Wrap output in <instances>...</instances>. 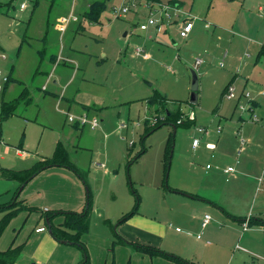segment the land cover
<instances>
[{
    "label": "rangeland",
    "instance_id": "rangeland-1",
    "mask_svg": "<svg viewBox=\"0 0 264 264\" xmlns=\"http://www.w3.org/2000/svg\"><path fill=\"white\" fill-rule=\"evenodd\" d=\"M92 1L0 0V48L6 56L0 60V72L2 77H9L6 85L0 78V109L3 102L12 101L26 89L14 114L0 118V203L7 202L20 186L2 172L24 169L39 157L51 156L55 142L60 140L71 160L89 170L85 179L97 205L90 208L93 221L102 216L103 222L110 220L106 228L115 229L119 220L114 216L122 212L123 219L137 206L144 217L153 216L168 227L165 246L184 258L199 264L249 262V255L242 250L248 245L241 240V226H232L226 214L219 218L209 210L216 206L209 203L201 212L210 214L211 222L201 229L197 209L185 204L182 196L168 194V188H200V193L228 202L233 178L223 173L218 154L220 149L227 155L233 153L231 138L235 139L237 132L253 140L252 155L263 158L259 172H264V97L255 98L257 122L248 120L247 112L238 107L249 103L247 97L239 95L241 91L248 92L250 99L258 91L245 75L264 87V0H181L195 17L187 37H178L171 28L165 35L157 32L152 40L147 38L149 32L138 29L146 9L137 5L118 16L113 9L123 1L106 0L100 23L83 21V29L74 26L59 37L56 15L71 7L83 10ZM22 2L26 7L20 10ZM205 23L210 27L205 29ZM56 41L60 45H55ZM136 45L144 46L150 57L148 53V59L136 57ZM59 46L64 53L74 51L78 55L75 63L61 61L57 66L50 59L58 55ZM197 57L202 62L195 67ZM60 68L67 71L65 80L71 78L63 99L62 94L59 99L51 94L52 82H46L47 75L55 77ZM193 72L198 79L196 103L189 102ZM229 81L235 89L231 99L221 93V83ZM161 94L169 101H178L179 109L176 103L167 105L184 112V117L191 116L193 124H179L173 132L164 116L155 115V105H147L148 98ZM147 110L155 115L150 118L154 124L162 122L153 131L145 126ZM86 112L88 118L98 119V126L74 128L68 116ZM198 125L211 129L210 140L217 142L215 151L205 149L200 142L204 153L199 158L191 147ZM217 125L219 133L215 132ZM143 148L145 151L133 160ZM17 149L26 155L18 157ZM253 172L242 171L236 181H245ZM261 177L262 191L263 173Z\"/></svg>",
    "mask_w": 264,
    "mask_h": 264
},
{
    "label": "crops",
    "instance_id": "crops-1",
    "mask_svg": "<svg viewBox=\"0 0 264 264\" xmlns=\"http://www.w3.org/2000/svg\"><path fill=\"white\" fill-rule=\"evenodd\" d=\"M95 1L103 2L101 5L102 7V9L100 10L101 12L96 21H94V19L92 20V18L89 19V17L87 16L88 10H90L92 3ZM95 1L88 3L83 10H79V9L76 10V8L71 7L68 12L57 14L56 17L54 18V22L56 24V30L57 32H59V37H61L62 33L65 32L68 28H72L75 26L76 30H78L80 27H82L83 29V24H82L83 21H87L89 23H100L101 14L105 10L106 0H95ZM121 1H123L122 4L129 2V0H121ZM159 1L167 4L168 3L176 4L177 6H180L183 11L179 13L178 16H176L175 21L172 19L173 21L171 20V23L168 24V26L165 27V29L159 33H163L162 35H165L167 34V30L173 28L174 31L177 32L178 37L186 38L187 35L185 37H181L179 35L177 21L182 20L185 17H190V20L193 22L195 17L189 14L190 8L185 7L184 3L181 0H159ZM137 5L142 6L139 4V2H137V4L131 8H135ZM142 7L148 11L146 7L144 6ZM147 15L148 13L146 14V17ZM62 17H70L69 22L65 26H62L63 25L61 23ZM209 27H210L209 23L204 24L205 29ZM150 30L156 34L153 36L150 33ZM141 31L149 32L147 38L151 40L156 39V35L158 34L157 31H155L152 28ZM54 44L57 46L60 45L59 41L54 42ZM142 47L144 48V46ZM0 50H2V48H0ZM43 53H44V49L38 51V54L40 56H42ZM134 55L136 57H140V55H136L135 53ZM77 56L78 55L75 54L74 51L71 52L67 51L64 53L62 47L59 46L58 55L54 54L51 56L50 59L53 60L55 64H57L58 66L61 61L75 63V60L78 58ZM61 57L64 58V60H61ZM141 58L148 59V58H143L142 56ZM66 75H67L66 69H61V68L58 69V73L55 75V77H53L52 75H47L46 82L48 83L52 82L53 85V90L50 93L54 94V96L58 97V99L60 94H62L60 99L65 98L64 88L71 83V78L65 80L64 77ZM244 79L251 80L249 85L254 87V89L258 88V91L255 90V92L256 91L257 92L255 93V95H253V99L255 100L254 105L252 104L253 101L251 102L254 113L255 106L258 105V102L256 100L257 97L258 96L264 97V95H260L258 94V92L261 90V88L264 87H260L258 83H255L256 79L252 78V76L250 77L248 74L244 76ZM230 81L226 84H224V82L221 83V86H223L221 92L222 94L225 93L228 84L229 83L231 84ZM262 82L264 83V81ZM262 82L260 83L263 84ZM61 86H62L61 91L58 94L59 92L58 89H60ZM2 89L0 90V92L2 91ZM42 90L46 91L47 87L45 86V88L43 89L42 86ZM241 92L239 95L242 94ZM169 100L171 99H168V102H172L174 104L176 103L177 104L176 109H179L178 101H174V100L169 101ZM88 110L89 109L87 107L86 111ZM241 111L247 112L248 120L257 122L252 120L250 116L251 114L250 111L248 110H241ZM87 114L88 113L86 112V115ZM150 114L151 112L149 113V111L147 110V117L152 118L153 116L152 117L149 116ZM185 115L186 114L182 112L183 118ZM243 120L248 122L246 118ZM71 123H73L74 128L82 129L84 127L83 125H80L76 122H71ZM181 125L189 126L190 124L189 125L181 124ZM218 126L219 125H217V127L215 128L216 133H219L221 131V128L218 129ZM197 127L206 128L207 133L202 131L199 132L197 130ZM195 131H196V135H194L193 139L197 138L198 144L200 142L203 143L205 149L215 151V149L217 148V142L215 143L213 142V140H210L211 129L205 126L198 125L196 126ZM235 136H236L235 139L231 138V144H232L231 149L233 148V153L231 152L230 154L227 155L226 153L222 152V150L220 149V152L218 154V159L222 161L220 162V165L223 167L222 168L223 173L230 175V177L233 178V182L230 185V188L228 189L230 196L231 195L232 196L231 199H228V202L224 203L222 202L223 200L220 201L214 196L205 193H200L199 192L200 188L196 190H181L179 187L171 186L168 188L169 190L168 194H178L179 196H182L180 198H183L185 204L192 205L193 207H195V209H197L196 213L199 214L197 218L200 222V227H201L203 215L208 214L207 212H201V210L208 209L207 204L209 203L214 204V206H216L214 209L209 208L211 212H213L219 218H223L222 214H226L228 219L229 218L231 219L230 224L234 226L236 229L239 226H241V229L244 232V233L241 232V234L243 233L241 240H246V244L248 245V247L247 246H246L247 248L243 247L242 250L247 255H249L250 261L243 262V264H264V188L262 191L260 190L261 189L260 186L262 185L261 175L262 173L264 174V172L263 171L259 172L262 169L263 158L260 157L257 158L252 155V153L254 152L253 149L254 146L252 145L253 140L251 138L250 139L244 138L240 136L238 132L235 134ZM241 138H244L246 142L245 144H243L241 152L237 154L236 151L240 146ZM222 141L223 139L221 138L219 144V146L221 147L223 146ZM57 142H60L63 145V147L68 151L67 146L64 145L60 140H57L55 142V146ZM198 144L197 145L191 144V147L193 148V150L196 151L195 154L199 158L200 156L203 155L204 150L202 148H199ZM199 151H201L200 155H199ZM16 155L18 157H23L24 155H26V152L17 149ZM68 156L70 161L76 166V168L79 171H81V173L85 174L86 177V173L87 171L89 172V170H87V168L82 169V167H80L71 160L69 154ZM49 157L50 156L39 157L38 160H43ZM228 166H232L233 169L231 171H226L225 169ZM207 167H209V165H207ZM165 168L166 166L164 163V169ZM215 168H219V167L216 166ZM245 170H247L248 172L254 170V172L252 175L246 176L245 181L243 182L236 181L237 179L240 178L241 175L240 173H242V171L245 172ZM7 171H9V169L4 172L6 173ZM105 171L108 172L106 169ZM7 178L10 179L9 177ZM12 180L16 181V186L20 185V180L17 179H12ZM12 193L13 194L11 195L10 199L7 202H9L12 199V196L14 195L15 191ZM17 199L21 200L24 204L32 208H35L36 210L19 211L8 221V223L6 224V226L4 227V229L0 234V251H5L8 248L18 245L21 246V251L12 264H79L83 259V254L81 250L78 248V246L73 245L72 243H66L63 242L62 240H57L49 230V225L47 224V220L45 219V213H44L45 208H47V211H58L61 213L64 212L80 213L83 211L86 204L87 192L85 191L84 183L82 179L79 177V175L66 167H61V166L48 167L43 171L39 172L38 174H36L35 176H33L30 180H28L25 183V185H23ZM248 202L250 203V205H248ZM241 203H243L242 206L240 205ZM2 204L4 203H0V205ZM92 205H94V208L97 207L96 203H94V199L93 200L91 199V208ZM9 210L10 209L8 207L5 209L4 208L0 209V220L2 219L4 214L7 213ZM61 213L53 217L52 222L54 225H60L62 222H64L65 217ZM135 213L136 215H133ZM122 214L123 213L121 212V214L118 213L114 216V220L115 221L119 220V223L115 229H110V230L106 228L107 226L106 224L110 222V220L104 219L103 222L102 221L103 217L98 216L99 222H97L98 219L95 218L93 221L92 220L93 218L91 219L90 216L88 217V225H89L88 230L81 235V240L84 242L86 246L90 264H111V263L176 264L170 260L165 259L162 256H158V255L151 256L150 254L138 249L136 247L138 245H149L152 247H157L163 251L169 252L171 254L175 253L174 255H178L184 258L182 254L174 252L175 251L174 249H167V247L165 246L164 240L168 236L169 231H168V227H166L163 223L156 220L153 216L152 219L151 218L148 219L146 216L144 217L142 213L138 210L137 206L133 214L128 216L125 220H121ZM104 217H108V216H104ZM245 220H247V227L246 229L243 230V223ZM93 222L95 227L94 229H93ZM210 222H211V217L206 225H209ZM42 226L45 227V230L37 232L36 228ZM250 226L253 227V229H251V231L247 233L248 228ZM118 239H120L121 241L120 240L118 241ZM122 240L125 241L126 243L123 242ZM203 242H205V240ZM206 243H209V241H206ZM188 261H191L195 264H199L190 259Z\"/></svg>",
    "mask_w": 264,
    "mask_h": 264
},
{
    "label": "trees",
    "instance_id": "trees-1",
    "mask_svg": "<svg viewBox=\"0 0 264 264\" xmlns=\"http://www.w3.org/2000/svg\"><path fill=\"white\" fill-rule=\"evenodd\" d=\"M103 2L101 1H95L92 3L90 10L87 12V16L89 19L92 18L94 21L97 20L100 10L102 9L101 5ZM93 16V17H92ZM9 80V77H7V81L4 85L7 84ZM230 84V83H229ZM228 84V85H229ZM25 90L23 89L18 97L14 98L12 101H5L1 105L0 109V118H6L7 116H10L14 114L15 109L19 105V98L23 97V93ZM242 95V94H241ZM168 99L165 98L162 94L156 95L154 98L149 99L148 98V106L151 107V105H155V111L158 112L155 115L157 116H164L166 118V122L171 123L175 127L177 125L186 124L189 125L193 121V118L191 116L188 117H182V112H179V110H172L169 109L168 105ZM255 100H253L252 104L254 105ZM153 113V112H152ZM152 113L149 116H155L152 115ZM162 114V115H161ZM165 122V123H166ZM162 122H159L157 124L153 123V120L147 117L145 119V126L148 127L149 131H153L156 128L160 127ZM148 131V132H149ZM174 132V130H173ZM145 149L143 148L134 158L135 160L137 157H139ZM68 151L63 147V145L60 142L56 143L55 149L53 154L49 158H45L43 160H38L33 165H31L29 168L22 169V170H9L6 173L3 171V174L6 177H9L10 179H17L20 180V186L18 190L15 191L14 195L12 196V199L0 205V209L9 208L10 210L4 214L2 219L0 220V234L8 221L16 215L21 210L26 211H32L36 210L35 208H32L26 204H24L21 200H18L17 197L20 193V187H23L25 183L30 180L33 176L38 174L39 172L43 171L44 169L51 167V166H61L66 167L72 171H74L76 174L79 175V177L82 179L85 186H87L85 181V174L81 173L76 166L70 161L68 156ZM169 156H167V160L165 163V166L167 167L169 165L168 161ZM166 170V169H165ZM85 173V172H84ZM134 193L137 195V193L134 191ZM138 198V196H137ZM137 200V199H136ZM91 208V196L90 191L87 186V199L86 204L82 212H58V211H44L45 213V219L49 223V230L51 234L57 239L65 241L66 243H72L73 245L78 246V248L81 250L83 254V259L79 264H90L88 253L86 246L84 242L81 240V235L84 234L88 230V217L89 212ZM136 207L133 208V211L130 214H127L125 217H123L122 220H125L128 216L133 214ZM63 214L65 217L64 222H62L60 225H54L52 222V219L57 214ZM120 239H118L119 241ZM121 241V240H120ZM123 241V240H122ZM125 242V241H123ZM126 243V242H125ZM138 249H140L143 252H146L150 254L151 256H162L167 260H170L176 264H195L191 261H188L178 255L171 254L169 252L163 251L157 247H152L149 245H138L136 246ZM21 251V246H14L11 248H8L5 251H0V264H12L15 259L17 258L18 254ZM114 264V263H111Z\"/></svg>",
    "mask_w": 264,
    "mask_h": 264
},
{
    "label": "built area",
    "instance_id": "built-area-1",
    "mask_svg": "<svg viewBox=\"0 0 264 264\" xmlns=\"http://www.w3.org/2000/svg\"><path fill=\"white\" fill-rule=\"evenodd\" d=\"M137 2H139L140 5L146 7L148 9V15L146 17V19L142 22L139 23L138 27L141 30H147L149 28L154 29L157 32H161L165 29V27L168 26V24L171 23V20L173 19L175 21L176 16L179 15V13L183 12L180 6H177L176 4H167L161 1H157V0H129V2H127L126 4H123L122 6H120L118 9H113V12H117L118 15L121 14H125L127 11L130 10L131 7L135 6L137 4ZM20 9L25 8V3L22 2L19 5ZM70 17H62L61 18V23L63 24L62 26H65L68 22H69ZM172 20V21H173ZM178 33L181 37H185L188 32L192 29V21L190 20V17H185L182 20H178ZM134 53L136 55H140L143 58H148L147 52H145V49L142 46H135L134 48ZM6 58L4 52L2 50H0V60H4ZM202 62V59L200 57H197L195 59L194 62V66L197 67L198 65H200V63ZM0 78H2L3 83H5L7 81V77L4 76L2 77L1 72H0ZM2 89V86L0 85V90ZM235 89L232 86V84H229L227 86V89L224 93V96L227 99H231L233 97H235ZM258 94L260 95H264V88H261V90L258 92ZM242 96L247 97V99H249V103H247V105H238L240 110H248L251 112L250 116L252 118V120L257 121V118L255 116V114L253 113V107L251 102L254 100L253 96L250 99L251 95L248 92H243ZM68 120L70 122H76L80 125H84V124H88L91 128H94L98 125V119L96 117H91L88 118L86 114H82V115H69L68 116ZM218 129H220V127L218 126ZM197 130L199 132H205L207 133V129L204 127H197ZM0 141H1V136H0ZM246 140L244 138L240 139V146L237 149L236 153L239 154L242 150V146L243 144H245ZM193 145H197L198 144V139L194 138L192 141ZM233 169L232 166H228L225 170L226 171H231ZM47 208L44 209V211H46ZM210 219V215L209 214H204L202 217V222H201V227H205L206 224L209 222ZM247 227V220L244 221L243 223V230L246 229ZM45 227H38L36 228V231H44ZM176 230H178V228H176ZM197 237H199V234L197 235Z\"/></svg>",
    "mask_w": 264,
    "mask_h": 264
},
{
    "label": "water",
    "instance_id": "water-1",
    "mask_svg": "<svg viewBox=\"0 0 264 264\" xmlns=\"http://www.w3.org/2000/svg\"><path fill=\"white\" fill-rule=\"evenodd\" d=\"M197 84H198V79H197L196 74L193 72L192 73V79H191V93H190V97H189V102L190 103H196L197 102ZM172 127L175 130V126L172 125ZM21 188L22 187H20V189ZM47 224L49 225L48 222H47ZM63 242H65V241H63Z\"/></svg>",
    "mask_w": 264,
    "mask_h": 264
}]
</instances>
